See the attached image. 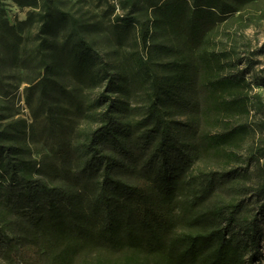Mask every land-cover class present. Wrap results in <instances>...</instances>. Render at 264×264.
Masks as SVG:
<instances>
[{
  "label": "trees",
  "instance_id": "1",
  "mask_svg": "<svg viewBox=\"0 0 264 264\" xmlns=\"http://www.w3.org/2000/svg\"><path fill=\"white\" fill-rule=\"evenodd\" d=\"M10 1L28 11L10 24L0 0V71H24L42 97L64 80L87 95L83 128L38 161L26 157L24 122L0 107V264L252 263L264 239V138L247 160L240 149L264 136V102L232 35L228 46L216 39L226 21L240 35L263 19L235 16L257 0H119L129 10L110 31L127 49L113 87L132 107L89 96L108 77L96 15Z\"/></svg>",
  "mask_w": 264,
  "mask_h": 264
},
{
  "label": "rangeland",
  "instance_id": "2",
  "mask_svg": "<svg viewBox=\"0 0 264 264\" xmlns=\"http://www.w3.org/2000/svg\"><path fill=\"white\" fill-rule=\"evenodd\" d=\"M109 6L98 0H57L58 6L62 10H71L77 12L79 6L81 10L88 9L90 13L96 15V19L101 23L102 29L110 38L109 44L99 42L96 50L103 63L107 64L108 77L103 86L89 96L92 99H100L104 104L110 101L114 103H125L130 107L134 106L132 100H125L115 93L113 85L121 79L120 71L115 67L121 59L123 47L112 43V34L110 25L115 15L123 16L119 5V0H107ZM5 15L10 24L16 21L24 20L28 9H20L10 0H1ZM264 14V0H257L236 10L235 16L243 14L244 18L249 15ZM228 24L227 31L223 34L219 30V36L216 39L219 42L218 47L228 46L229 37L225 34H231V41L235 40V50L237 52L238 68L245 72V78L250 82L252 91L258 94L264 102V18L255 20L247 28L243 29L239 35V25L235 22ZM230 26V27H229ZM220 42L222 44H220ZM25 72L15 69H2L0 71V107L3 114L7 117L5 121H23L19 126H25L26 142L30 150L26 156L31 160H41L44 155H50V149L59 148L62 141L71 142L74 133L83 128L84 121L82 113L77 107L83 102L86 91L75 86L72 81L64 80L62 88L49 93L47 97H42L39 89L30 90V84L23 82ZM105 96V97H104ZM104 108V107H103ZM173 120L189 122L188 117H174ZM182 139L185 142L191 141V131L183 128L179 130ZM264 136L259 133H253L240 149V153L247 160L246 150L251 144L262 141ZM58 165L63 163L60 159H52ZM199 165L195 164V167ZM259 254L250 264H264V239L260 241Z\"/></svg>",
  "mask_w": 264,
  "mask_h": 264
}]
</instances>
